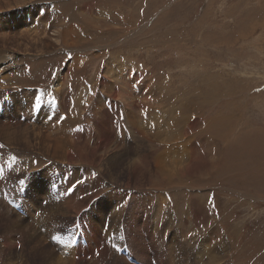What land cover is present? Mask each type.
<instances>
[{"label":"rangeland","instance_id":"obj_1","mask_svg":"<svg viewBox=\"0 0 264 264\" xmlns=\"http://www.w3.org/2000/svg\"><path fill=\"white\" fill-rule=\"evenodd\" d=\"M30 1L34 5L24 7L20 4L18 10L6 11L9 20L0 23V33H12L16 37L2 39L5 36H0L2 50L7 55L13 51L18 53L23 58L19 69L28 74L20 75L13 84L7 83L6 90H10L11 95L5 92L0 99V114L8 104L12 105L14 113L20 115V124L37 125L41 127L39 132L44 134H28V139L20 143L7 145L0 142L4 145L0 149V264H69L66 260L73 259L74 250L79 251V262L76 260L77 263L72 264H101L87 255L94 250L93 245L89 252L76 247L77 234L87 235L93 224L101 231L99 237L106 239L103 242L114 251L112 262L107 260L104 264H165L168 259L164 257V260L160 254L167 255L163 242L168 243V237L178 231L177 214L185 221L190 206L203 208L206 215L187 224L194 223V228L186 230L193 233L191 235H198L192 240L191 256L184 255V249L182 251L181 232L173 240L174 245L178 244L175 254L179 260L182 262L187 257L180 264H187L188 258L190 264H264V0ZM64 4L76 5L78 21L75 23L81 24L80 31L83 32L79 34L78 45H64L66 40L56 39V30L50 31L48 36L50 48L55 49L49 54L38 53L32 43L20 41V30L27 28L23 26L25 22L32 27L30 29L38 28L39 24L29 23L30 19L45 18L47 10H62ZM93 55L96 58L91 60ZM76 58L81 62L79 67L72 69ZM88 62L91 63L85 65ZM109 70L110 74H107ZM63 72L69 78L66 77V87L60 91L56 80ZM103 80L110 84L108 89L103 86ZM126 90L132 92L134 98L136 96L138 103L131 102V109L136 111L133 105L139 107L137 112L145 132L151 131L153 143L160 144L161 148L156 149L165 151L174 147L171 145L174 142H180L181 148V142L191 136L198 149L201 148L200 154L205 161L197 162L192 174L186 175L188 177L166 179L154 170L152 175H146L140 181L133 174L122 171L124 176L121 173L111 188H107L108 179L104 176L106 186L96 189L99 172L102 173L105 166L100 164L98 157H89L87 147L99 142L95 139L96 120L103 116L100 110L103 101L108 111L113 104L117 110L124 103L114 96L124 95ZM30 92L41 97L30 103ZM62 94L67 111L77 109L78 113L71 117L67 126L65 117L68 114L58 101ZM92 94L97 96L91 102ZM104 94L109 97L105 98ZM145 94H149L150 100L146 105L140 100ZM43 98L50 99L49 104ZM94 106L101 114H94ZM31 107L35 108V117H22ZM45 107L49 109L48 113ZM119 112H115L116 123L112 124L114 134L119 131L112 148L126 151L118 163L119 168H126V160H132L126 157L133 155L131 151L135 149L137 158L141 142L131 139L134 137L125 121L124 110L119 108ZM190 114L194 127L187 123ZM32 125L28 129L34 130ZM74 125L79 126L81 136L86 139L79 144L83 147L78 148V158L69 165L62 163L69 150L67 138L62 133ZM45 128L49 130L45 132ZM57 130L61 132L57 133ZM249 147L254 150V156L245 153ZM156 149L148 148L149 152L154 150L149 157L161 155ZM229 150L242 152L246 164L239 174L229 171L225 175L222 170ZM218 171L222 172L218 174ZM128 183L137 188L144 186V189H128ZM82 188L88 195L81 191ZM112 193L122 194L119 196L121 201L110 200ZM163 195L171 203L168 215L174 217L170 222L167 218L161 222L166 216L159 217L154 207L144 215L138 213L147 206L148 199L159 202ZM85 196L91 198L88 205L80 211L72 209L68 212L66 202L71 198L73 202L82 201ZM101 200H107L106 205L100 204ZM124 200L129 202V209L125 211L122 209ZM137 204L139 207H135ZM60 206L69 214L59 213L57 208ZM120 211L124 212L123 217L120 213L119 216ZM128 212L134 218L129 219L132 221L130 233L134 237L127 233L126 225L121 224L128 218ZM115 214L117 219L113 217ZM41 216L47 225L46 222L39 223ZM169 223H172L171 230H163ZM159 225L163 230L161 235L157 234ZM153 226L157 233L153 232ZM28 228L33 229L31 233H37L34 239L27 237ZM155 234L154 238L160 239L159 245L163 244L157 254L149 245ZM138 237L144 246V256L136 254L140 247L135 244ZM47 244L53 245L44 247ZM102 248L107 247L102 243ZM94 253V258L101 254L97 250Z\"/></svg>","mask_w":264,"mask_h":264},{"label":"bare ground","instance_id":"obj_2","mask_svg":"<svg viewBox=\"0 0 264 264\" xmlns=\"http://www.w3.org/2000/svg\"><path fill=\"white\" fill-rule=\"evenodd\" d=\"M34 1V0H33ZM60 3V1H58ZM21 4V5H20ZM34 5V2H31L30 0H0V23H7V21L9 20V18H7V12L6 11H11V10H18V5L20 6H23L25 5L24 7H26L27 5ZM56 6V5H55ZM61 6V5H60ZM76 8V5L75 4H64V7L63 9H59V10H55V11H52V10H47L46 14H45V18H37L36 20H32L30 19V22H33L34 25L36 24H39L38 28H34V29H30L32 28L28 23H26L25 21V25H23L24 27H27V28H22L20 30L21 32V37H20V41H25L26 43H32L35 48H36V51H38V53H41V54H49V53H52L55 51V49L53 48H50V45L48 44L49 42V34H50V31L52 30H56V39L57 40H66L64 42V45L66 46H75L77 44V41L80 40V28L81 27V24H78L80 27L77 26V24L75 22H77V10L75 9ZM78 9V8H77ZM60 10L62 12H60ZM54 15H53V14ZM27 17V16H26ZM27 20V18H26ZM39 21V22H38ZM28 22V21H27ZM38 22V23H37ZM105 24V23H104ZM86 27V26H85ZM96 29V28H95ZM84 29H82L83 31ZM88 30V29H87ZM83 33V32H81ZM35 34V35H34ZM0 36H5L4 38L2 39H7V37L11 36L12 39H16V37H14V35H12V33H0ZM89 37V36H88ZM87 38V37H86ZM0 38V99L3 97L4 93L5 92H8L10 93V90H6L8 89L7 88V83L10 82L11 84H13L15 82L16 79L19 78V76L21 75L22 77H25V76H28V74H25L24 71L20 70L19 67L21 65V63L23 62V58L20 57V55L16 52L13 51L12 54H6L3 50H2V40ZM89 40V39H88ZM86 41V40H85ZM47 43V44H46ZM81 44V43H80ZM78 45V44H77ZM15 50V49H14ZM94 51V50H93ZM40 54V55H41ZM76 57V56H75ZM33 58V57H32ZM35 58V57H34ZM96 57L93 55L90 57V59H95ZM25 61V60H24ZM73 61V60H72ZM80 59L76 58L74 59L73 63H72V69L76 68V67H79V64H80ZM91 62H88L86 63L85 65H89ZM109 64V63H108ZM69 66V65H68ZM70 68V67H68ZM108 69V67H106ZM82 69V68H81ZM29 70L30 67H29ZM32 71V70H31ZM70 71V70H69ZM72 71V70H71ZM73 72V71H72ZM107 74H110V70L109 71H106ZM29 73V72H28ZM17 74V75H16ZM69 76V75H68ZM67 75L66 77L69 78ZM65 77V73H61L59 78H57V90H62L63 87L65 88L66 87V82H67V78ZM136 77L140 78L139 76L136 75ZM71 79V78H70ZM69 80V79H68ZM138 80V79H137ZM75 81V80H74ZM136 81V80H135ZM104 82V80H103ZM124 82V81H123ZM6 83V84H4ZM132 83V82H131ZM126 84V83H125ZM84 85V84H83ZM108 85H110L108 82H105L103 83V86L106 87L108 89ZM133 84H131L132 86ZM80 86V85H79ZM120 86V85H118ZM125 86V85H123ZM65 90V89H64ZM110 91V90H109ZM48 92V91H47ZM65 92V91H64ZM93 92V91H92ZM49 93V92H48ZM95 93V91H94ZM102 93V92H101ZM50 94V93H49ZM59 94V93H58ZM66 94V92L64 93ZM64 94H62V96L59 97H56L55 100H58L57 98H59V102L61 103L62 107H63V111L64 113L68 116H66L67 119H65L66 124L65 126H67L69 124V121L71 119V117L73 115H77V109H73L72 112H68L67 111V108L65 107V97H64ZM71 94V93H70ZM110 95H112V91L109 92ZM11 95V93H10ZM52 96V94H50ZM55 95V94H54ZM105 98L106 97H109V95H106L104 94ZM29 96L31 98L30 100V103L33 102L34 99H37L39 97H41L39 94H34L33 92H30L29 93ZM67 96V95H66ZM97 95H94L92 94L90 96V101L92 102V99H95ZM103 96V95H102ZM114 97H118L120 99H122L123 103L124 104H120V106L117 108L116 110V105L113 104L114 106H111L110 107V111H108L106 109V106H105V101H103V106L100 108L103 116L100 118V119H97L96 120V126L98 127V130H97V135H95V139L97 141V139L99 140V142H95L92 146H86L90 152V156L89 157H93V156H96L99 158V162L100 164H104L105 166V169L103 170L102 169V173L99 172V177L97 178L99 180V182H97L98 184L95 186L97 190H101L102 187L104 188V186H106V183H105V179H104V176L108 179V182L107 181V188L110 186V185H113L115 183V181H117L119 175L122 173V171H124L127 175H131L133 174L134 177L138 180H143L145 178L146 175H152V173H154V170L156 172H159L163 177H165L166 179H178V178H183L184 176L188 175V174H192L193 172V167L194 165L199 162H204L205 159L204 157H202V155L200 154V149H198L197 147V144L195 143V141L190 137V138H186L183 140L182 143V146L180 145L181 148H179V143L177 144V142H174L173 145L174 147H168L165 151L164 149H162L163 153L156 149V148H159L160 147V144H154L153 143V140H151V135L150 133H152L149 129H147L146 131H150L149 133L148 132H145V129L144 127L142 126L141 124V120L139 118V115H138V112H137V109H139L138 106L136 105H133V107H136V111H132L130 104L131 102H134V103H138L137 102V99H136V96L134 98V95L132 94V92L130 93L129 90H126V92L124 93V95H122L121 93H119V95H116ZM139 97V96H138ZM132 100H128V99ZM89 99V98H88ZM43 100L45 101L46 104H49L50 102V99H44ZM106 100V99H105ZM128 100V101H126ZM141 100V103H144L145 105L148 104V101L149 100V94H145V96H142L140 98ZM161 100V99H160ZM162 101V100H161ZM157 102V101H156ZM159 102V101H158ZM163 102V101H162ZM161 103V102H160ZM166 103V102H164ZM163 103V104H164ZM87 104V103H86ZM158 104V103H157ZM152 105V104H151ZM72 106V105H71ZM70 106V107H71ZM188 106V105H187ZM156 107V106H155ZM0 108H1V102H0ZM88 108V107H87ZM86 108V109H87ZM119 108H122V110H124V114H125V121L127 123H129L130 125V129H131V133H132V137L134 138H131V139H134V141L136 142L137 140L141 142V144H139V150L137 152V158H136V154H135V149L133 150L132 148L130 150H133L131 151L134 152V154L130 155V157H126V158H131L132 160H126V168H119V160L120 159H123L124 155H123V152H126L125 150L124 151H120V149H115L112 148L113 147V143H114V139H115V135L117 134V132L119 133V131L117 130L116 134H114V130L112 128V124L113 123H116V120L114 119V115H115V112L118 111L119 112ZM157 108V107H156ZM162 108V106H161ZM188 108V107H187ZM35 108H30L29 109V112H25L22 117H27V116H34L35 117ZM45 110H47V113H48V108L45 107L44 108ZM44 109H41V112L44 111ZM71 110V109H69ZM186 112L189 110V109H185ZM197 110V109H196ZM92 111L94 112L95 115L97 114H101L100 111H98L96 109V107L94 106ZM189 112V111H188ZM97 113V114H96ZM90 114V113H89ZM187 114V113H186ZM120 115V114H119ZM187 117V116H186ZM191 117L192 115H188V118H187V123L188 125L190 126H195V124L192 125V120H191ZM200 117V116H199ZM76 118V117H75ZM119 118V116H118ZM175 118H178V117H175ZM93 119V118H92ZM95 119V118H94ZM212 120V119H211ZM223 120V119H222ZM225 121V120H224ZM20 122V115L19 114H16L14 113V106L12 105H7V107L3 108L2 110V113L0 114V142H4L5 144H14V143H20L21 141H23L24 139H28L27 138V135L28 134H32L34 133V135H37V134H44V133H41L39 132V129L41 127H38L37 125H32V124H28L26 123L25 125H22L19 123ZM185 123V122H184ZM72 124V123H71ZM177 124V123H176ZM29 125V126H28ZM30 125L33 126V129L34 130H31V129H28L30 127ZM58 125V124H57ZM63 125V124H62ZM94 125V124H93ZM117 125V124H115ZM128 125V126H129ZM60 128V125L58 126ZM63 127V126H62ZM61 127V129H62ZM73 128H68L65 130V134L62 133V135L66 136L67 138V142H68V145H69V150L66 152V158L63 159L62 163H65V164H69V165H72L73 163V160L74 159H77L78 158V148L80 147L79 144H81L80 142H83L86 138L84 136H81L80 134V128L79 126H72ZM177 127V126H176ZM180 127V126H179ZM192 127V128H193ZM208 127V126H207ZM129 128V127H128ZM202 128V127H201ZM209 128V127H208ZM207 128V129H208ZM46 130H44L45 132L48 131L49 129L45 128ZM58 129V128H56ZM73 129V130H71ZM157 129V128H156ZM159 129V128H158ZM212 129V128H210ZM220 129V128H219ZM172 130V129H171ZM174 130V129H173ZM60 130H57L56 132L59 133ZM63 131V130H62ZM207 131V130H206ZM61 132V131H60ZM159 132V131H158ZM187 132V131H186ZM185 132V133H186ZM213 132V131H212ZM50 133V132H49ZM192 133V132H191ZM190 133V134H191ZM84 134V133H83ZM91 134V133H90ZM154 135V134H152ZM162 135V134H161ZM186 135H188V133H186ZM85 136H87L85 134ZM225 136V135H224ZM222 136V137H224ZM120 137V136H119ZM118 137V138H119ZM187 137V136H186ZM117 138V139H118ZM153 138V137H152ZM224 139V138H223ZM120 140V138H119ZM235 141V140H234ZM210 142V141H209ZM201 143V142H200ZM205 143V142H204ZM163 144V143H161ZM201 145V144H200ZM137 146V144H136ZM163 146V145H162ZM202 146V145H201ZM206 146V145H205ZM204 146V147H205ZM83 147V146H81ZM80 147V148H81ZM85 147V146H84ZM148 148H152V149H156L157 152H161V155L157 156L155 154L156 157H149L150 154L152 152H154V150H152V152H149ZM161 148V147H160ZM169 149V150H168ZM205 149V148H204ZM203 149V150H204ZM227 149V148H226ZM225 149V150H226ZM229 149V148H228ZM252 148H246L247 152H245L247 155L249 156H254L255 155V152L254 150H251ZM61 150H64V149H61ZM224 150V149H223ZM250 150V151H249ZM227 151H225L226 153ZM224 153V154H225ZM236 156V160L234 159ZM249 156H247L246 158H248ZM88 157V158H89ZM225 157V156H224ZM223 158V157H222ZM199 159V160H198ZM89 160V159H88ZM87 160V161H88ZM198 160V161H197ZM214 160V159H213ZM220 160V159H219ZM125 161V160H124ZM218 161V159H217ZM27 162V160H26ZM219 162V161H218ZM225 166H224V169L222 170H225V175L226 173L229 174L230 172L229 171H234L236 174H239L241 173V169L242 167L246 164L244 162V160L242 159V152H232L231 150H229L226 154V159H225ZM87 163V162H86ZM124 163V164H125ZM97 164V163H96ZM95 164V165H96ZM110 164V165H109ZM93 165V166H95ZM99 165V164H98ZM97 166V165H96ZM218 166V165H217ZM220 167V166H219ZM222 167V165H221ZM215 168V166H214ZM216 169V168H215ZM100 171V170H99ZM214 172V171H212ZM219 172H222V171H218V174ZM119 173V174H118ZM98 174V173H97ZM105 174V175H104ZM17 175V174H15ZM14 175V176H15ZM123 175V173H122ZM224 175V174H223ZM224 175V176H225ZM124 176V175H123ZM126 177V176H125ZM124 177V178H125ZM188 177V176H186ZM121 179V178H120ZM123 179V178H122ZM149 179V178H148ZM131 180V179H130ZM134 181V180H133ZM130 182V181H129ZM127 183V182H126ZM125 184V183H124ZM112 186H110L109 188H111ZM126 187L128 189L130 188H135V189H138V188H141V187H136L135 185H131L130 183L126 184ZM144 189V186L142 187ZM141 188V189H142ZM93 189V188H92ZM142 189V190H143ZM133 190V189H132ZM81 191L84 193L86 192L87 190H85V188H82ZM113 191V190H112ZM124 191V190H123ZM128 191V190H127ZM135 191V190H134ZM129 192V191H128ZM127 192V193H128ZM133 192V191H132ZM140 192V191H139ZM87 194V192H86ZM113 194V193H112ZM110 194L111 197H109V199H116L118 201H121L119 200V196L122 195H115V194ZM82 195V193H81ZM88 195V194H87ZM86 195V196H87ZM97 195V194H96ZM95 195V196H96ZM142 195V194H141ZM85 198L82 199V201H74L72 200V198L66 202V204L68 206L67 207V210L68 212L72 209H76L78 211H80L82 208H84L86 205H88L90 202H91V198ZM114 196V197H113ZM130 196V195H129ZM78 197V196H77ZM145 197V196H144ZM147 197V196H146ZM145 197V198H146ZM161 197V196H160ZM48 198V197H47ZM52 198V197H51ZM96 198V197H95ZM129 199V198H128ZM144 199V198H143ZM169 199V198H168ZM166 197H161L159 199V202H155L153 201V199H148L147 201H149L147 204V206L142 209V211H138L139 212H142L143 215L144 213L146 214L152 207H154V212H155V209L157 208V211L155 213L159 214L158 216L161 217L162 215L166 216L165 218H161V222H162V219H166L167 221L170 222V219L173 218L174 216H170L168 215V211H169V207H170V202ZM50 200V199H48ZM52 200V199H51ZM107 200H101L100 201V204L101 203H105ZM140 201V200H139ZM143 201V200H142ZM146 201V202H147ZM43 202V201H42ZM2 204V203H0ZM28 204V203H27ZM62 204V203H61ZM128 200H124L122 201V209L125 211L126 208H128ZM140 204V203H139ZM137 204V206L135 207H139ZM144 204V203H143ZM106 205V203H105ZM135 205V204H134ZM29 206V205H28ZM102 206V205H101ZM48 207V206H47ZM46 207V208H47ZM132 207V206H131ZM9 208V207H8ZM41 209V208H40ZM129 209V208H128ZM188 209V207H187ZM58 212L62 213V215L66 216L67 214V211L63 208V207H58L57 208ZM111 211H113V208L110 209ZM139 210V208H138ZM141 210V209H140ZM153 210V209H152ZM189 210V209H188ZM56 211V210H55ZM103 211L104 208H103ZM134 210H129V212H133ZM171 211V210H170ZM181 211V209H180ZM185 211V210H184ZM48 212V211H47ZM71 212V211H70ZM86 212V211H85ZM83 212V213H85ZM128 212V218H125L124 220L121 221V224L124 226L126 225L127 227V233L129 232L130 233V230L132 229V221H130L129 219L133 218V214H129ZM29 213V212H28ZM46 213V211H45ZM121 214L122 217H123V214L124 212L122 213V211L118 212V214ZM152 213V212H151ZM173 213V212H172ZM206 211L203 209V208H200V207H196L195 209L192 208V206H190V210L188 211L187 214H189L186 218L185 221L182 220V218L180 216H176V219L175 220H179V224L178 227V233L176 232H173L172 235L169 238V242L168 243H165L166 242V238L164 239L165 241L163 242L164 246H166V250H167V255L166 253L165 254H161V256L164 258L166 257L168 259L167 262H169L170 264H180L182 262L185 261V256H184V260L181 262L178 258V256L175 254V249H177V245H174L173 243V240L176 238V236L181 232L180 236L182 237V243H181V247H182V251L183 249L185 250L184 252V255H187L189 256L190 255V250L191 249H194L192 247H194V245L192 244V240H194L198 235L194 236V235H191L193 233H189L187 230H190L192 228H194V223L190 224L191 227H189L190 225H187L188 223L190 222H194L195 219L197 220H200L202 219L206 214ZM49 214V213H48ZM119 214V216L121 217V215ZM156 214V215H157ZM47 215V213H46ZM87 215V214H85ZM116 215H113V217L116 218ZM143 215H141L143 217ZM168 215V216H167ZM43 216V215H42ZM42 216L41 218H39V223H45V219L43 220L42 219ZM51 216V215H50ZM69 217V216H68ZM81 217V216H80ZM86 217V216H85ZM185 217V216H184ZM46 218V217H44ZM72 218V217H71ZM88 218V217H87ZM81 219V218H80ZM117 219V218H116ZM134 219V218H133ZM160 219V218H159ZM82 220V219H81ZM85 220V219H84ZM105 220V219H104ZM151 220V219H150ZM37 221V220H36ZM53 221V220H52ZM77 221V219H76ZM165 221V220H164ZM79 222V221H78ZM118 222V221H117ZM147 222V221H146ZM145 222V223H146ZM148 222H151V221H148ZM147 222V223H148ZM37 225H39L38 222H36ZM82 223V222H81ZM90 223V222H89ZM93 223V222H92ZM127 223V224H126ZM160 223V222H159ZM165 223H167L165 221ZM174 223V222H173ZM79 224V223H78ZM83 224V223H82ZM172 223H169V225L164 228L163 230L167 231L170 229V226H171ZM7 225V224H6ZM46 225H47V222H46ZM57 225V224H56ZM76 225V224H75ZM88 225V224H87ZM196 225V224H195ZM61 226V225H60ZM84 226V225H83ZM90 226V224H89ZM114 226H116V224L114 223ZM119 226V225H118ZM117 226V227H118ZM145 226V225H144ZM177 226V224H176ZM75 227V226H74ZM103 227V226H102ZM115 227V228H117ZM175 227V226H173ZM187 227V228H186ZM43 228V227H42ZM80 228V227H79ZM78 228V229H79ZM83 228V227H82ZM105 228V227H104ZM77 229V228H76ZM118 229V228H117ZM142 229V228H141ZM162 229V228H161ZM177 229V228H176ZM187 229V230H186ZM33 230V229H32ZM30 228L27 229V233H28V236L29 238H32L34 239V237H36L35 235L37 233H31L32 231ZM79 230H82V229H79ZM126 230V229H125ZM146 230V229H145ZM163 230H160V225H159V230H158V233H157V230H156V227L153 226V232L154 233H157L158 235L160 233H162ZM171 230V229H170ZM215 229H211L210 231H213ZM54 231V230H53ZM78 231V230H77ZM123 231V230H122ZM164 231V232H165ZM61 232V231H60ZM80 232V231H79ZM78 232V233H79ZM105 232V231H104ZM124 232V231H123ZM142 232V231H141ZM152 232V231H151ZM172 232V231H171ZM26 233V232H25ZM41 233V232H40ZM52 233V232H51ZM59 233V232H57ZM85 233V232H84ZM83 233V235H84ZM103 233V232H102ZM111 233V232H110ZM126 233V232H125ZM146 233V232H145ZM149 233V232H148ZM170 233V231H169ZM30 234V235H29ZM87 235L85 236H78L77 234V237H78V243L77 244V249L78 250H91V245H93L94 247V250H97L99 251L100 255L96 258H94V250L92 249L91 252L87 255L93 257L92 258V261H95L100 263L101 264H104L107 260L108 262H112L110 261L112 259V256L114 254V251L109 249L108 248V245L106 242H103V240H106V239H103L100 238V234H101V231H99V229L93 224V226L87 230ZM112 234V233H111ZM165 234V233H164ZM190 234V235H189ZM130 236H132V234L130 233L129 234ZM157 235V236H158ZM161 235V234H160ZM38 236V235H37ZM42 236V235H41ZM75 236V235H74ZM106 238L108 239V235L106 234ZM113 236V235H112ZM123 236H126L125 234H123ZM141 236V234L139 235V237ZM155 235H152V242L149 244L152 246V249L154 250V253H156L157 250L160 249L161 251V247L162 245H159L160 243V239L156 240V238H154ZM169 236V235H168ZM190 236V237H189ZM202 236V235H201ZM217 236V235H216ZM105 237V236H104ZM134 237V236H132ZM137 238L136 239V243L135 244H139V248H138V252H136V254L138 256H144V246L142 244V242L140 241L141 239L140 238ZM161 237V236H160ZM164 237V236H163ZM180 237V238H181ZM211 237V236H209ZM44 238V237H43ZM115 238V237H114ZM127 238V237H126ZM159 238V236H158ZM208 238V237H207ZM221 238V237H220ZM111 239V238H109ZM128 239V238H127ZM46 240V239H45ZM55 240V239H54ZM65 240V238H64ZM63 240V241H64ZM113 240V239H112ZM181 240V239H180ZM44 241V240H43ZM58 241V239H57ZM60 241V240H59ZM73 241V240H71ZM179 241V240H178ZM225 241V240H224ZM55 242V241H54ZM62 242V241H61ZM118 242V241H117ZM116 242V243H117ZM175 242V241H174ZM180 242V241H179ZM196 242V241H195ZM215 242V241H214ZM14 243V242H13ZM71 243V242H70ZM102 243L105 245V247L107 248H102ZM119 243V242H118ZM213 243V242H211ZM220 243V242H219ZM224 243V246H226V243ZM120 244V243H119ZM118 244V245H119ZM133 244V243H132ZM134 244V245H135ZM195 244V243H194ZM198 244V243H197ZM15 247H18L17 243H14ZM48 245L51 247L53 244H47L46 246L44 245V247H48ZM180 245V244H179ZM220 245V244H218ZM123 246V245H122ZM125 246V245H124ZM131 246V245H130ZM75 247V246H74ZM73 247V248H74ZM129 247V246H128ZM132 247V246H131ZM130 247V248H131ZM150 247V246H149ZM197 247V246H196ZM71 248V247H70ZM115 247H113L114 249ZM122 248V247H121ZM124 248V247H123ZM135 248V247H134ZM133 248L134 252H135V249ZM163 248V246H162ZM224 248V247H223ZM63 249V248H61ZM119 249V248H118ZM117 249V251H118ZM126 249V248H125ZM151 249V248H150ZM189 249V250H187ZM75 251V250H74ZM73 251V252H74ZM121 251V250H120ZM127 251V250H126ZM180 251V250H179ZM62 252V251H61ZM65 252V251H64ZM74 256H73V259H70L68 258L66 260L67 263L69 264H72V263H77V261L79 262V260H77V257L79 256V251H75V253H73ZM83 251H81L82 253ZM131 252V251H130ZM153 252V251H152ZM192 252V251H191ZM85 253V252H84ZM97 253V252H96ZM182 253V252H181ZM71 254V256H72ZM83 254V253H82ZM133 254V253H132ZM189 254V255H188ZM81 255V254H80ZM86 255V254H84ZM148 254H146L147 256ZM70 256V255H69ZM83 256V255H82ZM117 256V254L115 255ZM155 256V255H154ZM158 256V255H156ZM191 256V255H190ZM88 257V256H87ZM181 257V256H180ZM193 257V256H192ZM66 258V257H65ZM84 258V257H83ZM120 258V257H119ZM149 257H147L148 259ZM60 259V258H59ZM79 259V257H78ZM90 259V258H89ZM117 259V258H116ZM124 259V258H123ZM162 259V258H161ZM77 260V261H76ZM84 260V259H82ZM125 260V259H124ZM145 260H146V257H145ZM164 260H166L164 258ZM189 260L190 258L187 259V264H190L189 263ZM196 260V259H195ZM86 261V259H85ZM84 261V262H85ZM147 261V260H146ZM219 261V260H218ZM115 262V260H114ZM150 262V261H149ZM167 262H165V264H167ZM198 261H196L197 263ZM90 263V262H89ZM123 263V262H122ZM80 264V263H78ZM111 264H117V262L115 263H111ZM198 264V263H197Z\"/></svg>","mask_w":264,"mask_h":264},{"label":"snow or ice","instance_id":"obj_3","mask_svg":"<svg viewBox=\"0 0 264 264\" xmlns=\"http://www.w3.org/2000/svg\"><path fill=\"white\" fill-rule=\"evenodd\" d=\"M66 118V117H65ZM4 147V145L3 144H0V149H2Z\"/></svg>","mask_w":264,"mask_h":264}]
</instances>
